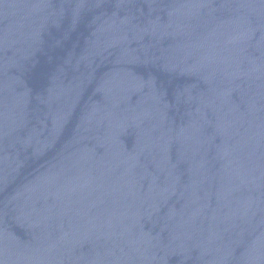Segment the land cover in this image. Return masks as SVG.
I'll list each match as a JSON object with an SVG mask.
<instances>
[{"label":"water","instance_id":"1","mask_svg":"<svg viewBox=\"0 0 264 264\" xmlns=\"http://www.w3.org/2000/svg\"><path fill=\"white\" fill-rule=\"evenodd\" d=\"M0 264H264V0H0Z\"/></svg>","mask_w":264,"mask_h":264}]
</instances>
